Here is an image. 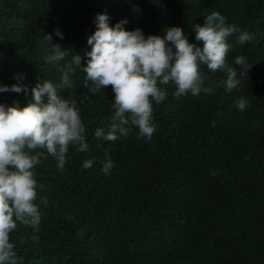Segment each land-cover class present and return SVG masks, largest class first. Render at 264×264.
<instances>
[{"label": "trees", "instance_id": "obj_1", "mask_svg": "<svg viewBox=\"0 0 264 264\" xmlns=\"http://www.w3.org/2000/svg\"><path fill=\"white\" fill-rule=\"evenodd\" d=\"M219 11L226 23L247 31L246 44L233 47L227 62L240 84L225 92L223 74L201 64L198 95H172L153 103L156 125L150 140L133 127L126 139L104 141L94 129L109 123L114 93L108 85L92 95L73 75L85 125L87 151L68 149L64 170L48 156L35 167L38 229L17 222L10 233L18 264H264V0H0V83H16L23 73L29 91L0 93V102L33 101L31 87L41 78L59 79L64 61H46L52 34L71 53L90 50L94 17L107 12L110 24L127 18L128 29L161 34L182 26L195 41L193 24ZM63 32L60 39L53 32ZM244 55L242 69L235 57ZM67 94V93H65ZM245 97V110L234 101ZM108 149L114 166L106 175L100 162ZM93 159L85 169L82 162ZM42 186V187H41Z\"/></svg>", "mask_w": 264, "mask_h": 264}, {"label": "clouds", "instance_id": "obj_2", "mask_svg": "<svg viewBox=\"0 0 264 264\" xmlns=\"http://www.w3.org/2000/svg\"><path fill=\"white\" fill-rule=\"evenodd\" d=\"M109 20L107 12L96 13L95 30L87 37L91 47L84 53V64L82 56L75 52L70 60H65L69 50L54 43L51 33H45L44 41L49 46L46 61H64L59 65V79L38 80L31 87L33 101L24 106L19 101L0 102V264H18L20 258L10 240L17 222L31 225L34 230L40 224L41 212L35 202V167L52 156L63 171L70 145L80 152L89 148L79 107L83 100L74 92H67L75 87L73 75L78 69L84 73L82 86L88 93L95 95L105 86H112L111 115L105 117L109 123L93 132L95 138L104 141L126 139L133 127L138 129L139 137L150 140L156 127L153 103H160L168 96L163 85L173 83L175 97L189 93L195 96L210 90L204 85L201 64L223 74L220 83L229 93L238 87L239 77L245 74L243 70L238 73L227 62L233 47L228 38L239 33L236 42L243 45L251 36L236 24L226 23V17L219 11L204 16L203 24H193L195 41H202V47L190 42L179 25L167 26L161 34L146 35L139 26L128 29L127 18L115 24ZM53 32L63 39L59 28ZM234 62L248 72L250 66L244 55H237ZM24 78L25 74L16 73L17 82L0 83V93L27 94L29 87L23 83ZM234 103L243 111L248 100L239 97ZM93 163V159H85L82 167L87 169ZM100 164L106 175L114 166L108 149Z\"/></svg>", "mask_w": 264, "mask_h": 264}]
</instances>
